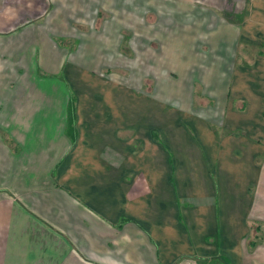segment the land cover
<instances>
[{
	"label": "crops",
	"instance_id": "crops-1",
	"mask_svg": "<svg viewBox=\"0 0 264 264\" xmlns=\"http://www.w3.org/2000/svg\"><path fill=\"white\" fill-rule=\"evenodd\" d=\"M239 3L245 49L209 99L66 64L58 117L0 131V264H264V0Z\"/></svg>",
	"mask_w": 264,
	"mask_h": 264
},
{
	"label": "rangeland",
	"instance_id": "rangeland-1",
	"mask_svg": "<svg viewBox=\"0 0 264 264\" xmlns=\"http://www.w3.org/2000/svg\"><path fill=\"white\" fill-rule=\"evenodd\" d=\"M239 1L0 0V131L22 133L23 120H38L28 115L58 117L59 101L75 99L66 64L126 97L154 90L172 101L184 87L199 103L245 49ZM250 238L264 242V233Z\"/></svg>",
	"mask_w": 264,
	"mask_h": 264
}]
</instances>
